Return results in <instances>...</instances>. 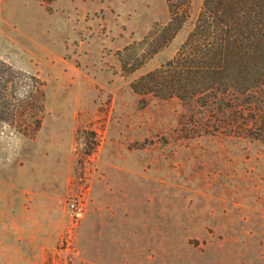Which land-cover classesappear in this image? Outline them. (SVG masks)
Here are the masks:
<instances>
[{
    "label": "rangeland",
    "instance_id": "obj_1",
    "mask_svg": "<svg viewBox=\"0 0 264 264\" xmlns=\"http://www.w3.org/2000/svg\"><path fill=\"white\" fill-rule=\"evenodd\" d=\"M200 3L129 71L141 46H123L167 20L166 0H0V59L43 82L32 136L0 122V264H264V146L130 87Z\"/></svg>",
    "mask_w": 264,
    "mask_h": 264
},
{
    "label": "trees",
    "instance_id": "obj_2",
    "mask_svg": "<svg viewBox=\"0 0 264 264\" xmlns=\"http://www.w3.org/2000/svg\"><path fill=\"white\" fill-rule=\"evenodd\" d=\"M190 0H166L167 20L140 42L131 71L165 46L188 17ZM43 82L0 59V122L24 136L38 129ZM149 96L194 101L206 110L198 132L249 138L264 146V0H201L184 40L168 59L130 83Z\"/></svg>",
    "mask_w": 264,
    "mask_h": 264
},
{
    "label": "built area",
    "instance_id": "obj_3",
    "mask_svg": "<svg viewBox=\"0 0 264 264\" xmlns=\"http://www.w3.org/2000/svg\"><path fill=\"white\" fill-rule=\"evenodd\" d=\"M67 205H68L69 208L75 207V203L74 202H69Z\"/></svg>",
    "mask_w": 264,
    "mask_h": 264
}]
</instances>
